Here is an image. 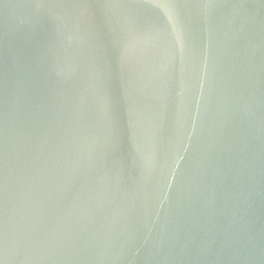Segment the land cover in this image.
<instances>
[{"label":"water","instance_id":"water-1","mask_svg":"<svg viewBox=\"0 0 264 264\" xmlns=\"http://www.w3.org/2000/svg\"><path fill=\"white\" fill-rule=\"evenodd\" d=\"M0 264H264V0H0Z\"/></svg>","mask_w":264,"mask_h":264}]
</instances>
